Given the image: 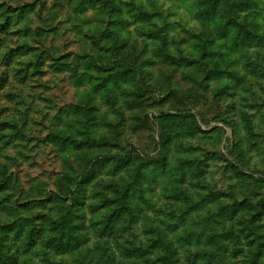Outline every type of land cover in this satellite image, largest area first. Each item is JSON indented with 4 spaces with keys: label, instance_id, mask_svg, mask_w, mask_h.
Instances as JSON below:
<instances>
[{
    "label": "rangeland",
    "instance_id": "rangeland-1",
    "mask_svg": "<svg viewBox=\"0 0 264 264\" xmlns=\"http://www.w3.org/2000/svg\"><path fill=\"white\" fill-rule=\"evenodd\" d=\"M39 1L48 3L44 9V14H47L52 19V28L40 29L42 24L38 18V10L17 14L15 12L17 8H15L13 3L21 2V0H0V28L3 23L7 24L8 22V26L2 28L0 32L1 36L7 37L6 47L9 44H16L15 48H8L12 49V52L16 54L18 52L17 46L20 42L32 41L28 45L29 47L23 46L22 49L23 57H28L26 62L28 67L24 66V70H17L14 67V62L10 66L0 64V180L5 176H9V180L5 184L0 185V223L9 210L11 219L43 214L55 204L49 202L50 198H47L46 194H55L59 190L61 182L73 180L81 173L84 159H79L78 157L72 170H69L66 166L67 154H61V149L65 147L68 153H72L73 144L69 143L65 146L62 139L57 140L54 135L55 128L53 127H49L48 137L43 136V128L39 125L44 123L58 125L63 119L67 118L68 113L77 111L79 101L76 96L68 93L71 92L76 84L84 80L81 70L83 69L85 72L89 70L85 61H83L90 58L86 52L91 53V50L96 49L91 43H88L89 40L86 34L90 27H95L97 31L102 30L101 26L95 24L97 19L103 18V23L112 22L111 18L105 13L97 15L96 11L91 8H86L82 11L83 13L78 16L79 21L76 18L79 11L74 9L77 0ZM238 1L233 0L234 3ZM9 2H13L12 6L8 5ZM94 3L95 0H90V4ZM88 17L92 19L94 17L93 22L89 26L79 28L84 18ZM8 18L10 22L7 21ZM169 23L172 24L170 30L173 31L174 35L172 37L174 49H180L181 46H190L189 41H191L192 46L196 45L197 40L188 39V34L182 31L176 23ZM54 27L55 29H53ZM125 28L127 29V26ZM196 30L193 29L194 32ZM29 34H31V37L27 39ZM109 34L113 37V33ZM137 39L139 41L136 44V53H140L139 66H141L142 61L145 66L143 71L147 75L160 73L163 76L165 73L172 74L179 69L177 78L184 75H190L195 80L203 78L202 67L199 63L198 67H196L197 63H189L188 56H185L180 63L178 61L165 63L154 54L157 46L154 41L151 40L153 42L151 46H145L148 38L144 39V42H142L140 37H137ZM50 45L56 48V51L52 54H48L45 51ZM132 45L134 46V43ZM77 54H80V56H77ZM256 66V68L261 69H256L255 72L263 69V65L258 60ZM45 67H47L48 72L54 79L59 80L61 75L64 77L57 88L53 89L56 95L51 97L48 107L49 111L58 112L60 119L46 117L44 121L37 122L33 112L27 111L33 108V105H28L21 97L24 91L28 89V85L33 82V74L42 71ZM98 69L91 67V72L100 74L103 77L100 69L99 73L97 72ZM252 70L249 69L248 72L253 74L251 80H261V78L254 76L255 72L253 73ZM192 72L198 76H193ZM247 76L249 77V75ZM129 80L133 79L130 78ZM114 83L117 82L110 83L111 86L118 88L125 81L116 87ZM204 83L207 85V91L194 89V91L200 92V99L197 103L189 102L186 106L188 113L190 112L195 116L201 126V130L194 131L196 134L193 136L184 135L181 139H178L174 144L173 151L181 143L201 145L199 158L204 159L205 163L189 165L188 168L183 170L175 169L174 175L171 167L169 174L165 175L160 174L162 169L157 164H146L143 167L144 175L142 180L145 199L139 196L135 198L138 204H141L140 206L143 210L137 214L133 227L124 233L127 240L152 242L156 236L154 233L147 231L148 226L161 225L164 227L163 221L170 222L173 226L176 220L179 227L192 231V234L202 228L211 229L214 225L217 227L220 225L218 218L217 223L214 218H207V208L216 206L218 201H220L228 211L233 210L234 205L237 206L239 203V206L242 204L241 198L244 201L249 196L257 197L264 193V97L256 96L255 94L248 98L240 97L239 94L231 97L227 95V90L224 89V86L221 88L222 84L218 80H209ZM261 87L264 90V85ZM221 90L223 95H217ZM148 91L149 98L155 103V98L160 95L161 90L149 89ZM45 94L47 95V93ZM45 94L40 93L39 95L43 97ZM106 94L107 90H104L97 95L104 97ZM233 101H235L238 109L250 114L252 128L258 129V135L253 136L252 131H249L243 125L244 118L242 114H235L231 108L230 104ZM70 102L71 106H69ZM132 102L142 107L143 103L147 101L141 102L140 98L137 97L133 98ZM18 104H24L26 108V112L21 114L23 126L19 124V121H16L19 113ZM61 105L64 106L62 110ZM97 106L99 109V101H97ZM141 107L129 111L127 122L118 131H126L132 128L136 121L131 116L135 112L140 111ZM98 114L99 111L96 114L89 113V115L94 116ZM151 115L152 118L137 133L138 141L134 146V152L138 155L134 156L133 163H140L136 159L137 156L145 162L158 159L156 155L159 149L155 148L156 141L148 138L150 133L147 129L150 127L153 128L151 133L153 137L159 133V127L155 123L156 114L152 113ZM102 122V120H94V123L97 124ZM233 122H237L239 127L235 128ZM108 139L110 141L115 139V135H109ZM253 140L256 142V148L249 156L260 164L259 168L256 167V164L246 165L241 156V152ZM118 142L123 143V141ZM87 146H92V149H88ZM87 146L80 149V153L84 154L87 151H94V149L99 148L112 149L111 147H96L92 144ZM127 148L132 149L133 146H128ZM172 158L174 159V157ZM171 163L172 161L170 160V165ZM114 168L115 166L112 162L97 164L93 174L95 178L92 179L85 189H81V193H85L91 199L96 194L108 193L109 190H103L100 187V181L108 180L110 182L113 177L121 176L120 172L113 173L112 170ZM132 168H134L133 164H131V169H127L128 171L122 170L123 174L129 172ZM242 168L249 172L248 176L236 175ZM198 171H204L208 174L199 179L200 184L206 185V192L197 191L190 193L191 197H193L192 200L184 199L183 202H176L174 206H170L166 202L161 203L165 191L169 193L172 190V187L168 184L172 183L173 179L180 178L183 175L185 183L182 186L189 188ZM209 177L212 178L211 183H208ZM15 179L17 180L16 182L14 181ZM230 180L235 181V183L229 184ZM137 188L139 191L140 187L137 186ZM155 188H158L159 191H152ZM219 193H230V195H219ZM210 196L215 197L217 200L210 202ZM201 199L203 202H200ZM147 200L149 204L145 203ZM213 203L215 204L213 205ZM207 204L209 206L206 207ZM157 205H159V208H157ZM5 207H8V210H5ZM184 207L188 212L180 215ZM150 209L153 210L151 216L148 215ZM168 212H171V214L168 215ZM147 216L153 217L152 220L150 221ZM123 218L122 220L124 221ZM238 229L240 230L241 226ZM92 238L97 239V235L94 236L93 234ZM82 257L83 254L80 249H76V251L66 253L62 260L69 264H79V260L83 259ZM151 257L154 258V255L152 254Z\"/></svg>",
    "mask_w": 264,
    "mask_h": 264
},
{
    "label": "trees",
    "instance_id": "trees-1",
    "mask_svg": "<svg viewBox=\"0 0 264 264\" xmlns=\"http://www.w3.org/2000/svg\"><path fill=\"white\" fill-rule=\"evenodd\" d=\"M12 3L9 2L8 5L12 6ZM198 3L199 0H193V7ZM247 3H254V0H239L237 3H234L233 0H206L201 11L211 12V16L207 20L201 19L200 24L206 28L209 24H215L216 27L214 32L197 39L194 46L188 40L191 47L187 45L181 46L180 49H174L172 40L174 35L173 31L170 30L172 24L166 22L162 29L156 30L159 17H157L156 21H152L146 15H142L140 17V26L137 28V37L142 38V42L148 38L145 46H151L152 41H154L157 44L154 54L161 58L163 62L175 63L178 61L176 59L178 55L182 56L181 60L178 61L179 63L185 56L200 60L199 65L202 67L204 82L218 80L224 86V89L227 90V95L232 97L238 95L241 89L247 90L253 81H264V55L257 54L251 65L237 63L231 68H229L226 60L227 57L246 50L244 47L241 49L233 48L237 31L235 27L236 21L242 19L246 12H264V4L259 9L237 7V5L243 6ZM47 4L39 0H21V2L13 3L15 8H17L15 10L17 14L38 10V18L42 24L40 29L53 27L52 19L47 14H44ZM86 8L96 11L97 15L105 13L111 18V27L102 30L107 33H113V39L120 33L119 31L127 30L125 27L129 21L122 19V15L126 14V0H95L94 4H90V0H77L74 6V9L79 11V14L76 15L77 19ZM229 19L233 20V26L231 27L225 24V21ZM93 20L94 17L93 19L91 17L84 18L79 28L89 26ZM7 21L10 22V19L8 18ZM7 24L3 23L0 32L2 28L8 26ZM144 29H150V31H144ZM102 30L97 31L95 27H90L86 34L89 40L88 43H91L96 48L91 50V53L86 52L90 56V58H87L88 60H83L86 63V67L89 68L93 65L96 69H100V66L107 67L115 61L117 67L114 72L116 73L111 74L113 76L111 83L117 82L114 83L115 87L119 86L123 81L127 82L130 78H137L139 73L143 71L141 66H139L140 59L134 58L137 50L136 44H138L139 39L136 38L133 41L134 46L132 45L123 52H118L115 44L112 45L111 52H102V46L95 43ZM222 32L227 33V36L223 37L224 42L222 44L213 43V41L218 42L222 39ZM90 34L91 37L89 39ZM30 35H28L27 39H30ZM242 38L245 41V45L264 44V40L256 39L255 29H253L252 37L242 36ZM6 40V36L0 35V50L6 47ZM108 43V38L105 37L103 47H107ZM28 45L27 40L20 42L17 46L18 52L16 54L12 52V49H8L7 52H0V64L10 66L14 62V67L17 70H24V66L28 67V65L21 59L23 57L22 49L23 46ZM45 51L48 54H52L56 51V48L50 45ZM77 56H80V54H77ZM166 57L172 58L166 60ZM257 60L263 65V69L259 72H255L256 69H261L256 68ZM196 67H198V63ZM125 69H132V71L128 76L118 75ZM224 69L228 70L229 75L217 74ZM249 69H253V73L255 72L254 76L261 78V80H251L253 74L248 73ZM192 74L193 76H198L193 72ZM209 75L211 76L210 79H208ZM225 80H228L227 84H224ZM112 88L113 86L109 84L105 90L108 91V89ZM230 105L235 114H242L244 118L243 125L249 131H252L250 114L238 109L235 101L231 102ZM189 115L192 117L191 119L181 121L188 126L181 131L201 130V126L195 116L190 112ZM155 123L160 131V124L163 122L156 117ZM233 126L237 128V122H233ZM165 135H168V132H165ZM183 136V134L180 135L179 139ZM177 140L174 138L172 144L168 146L170 154L174 152L173 147H175L174 144ZM87 147L92 149V146ZM155 148L159 149L156 155L159 158L165 150L157 142ZM84 154L89 158L84 159L83 169L79 176L73 180L61 182L59 190L55 194H46V197L50 198L49 202L55 203L53 207L41 215L16 217L14 219L10 217V210L7 211V215L4 216L0 223V264H37L39 258L40 264H69L62 259L59 261L55 260V256L60 255L63 257L65 253L76 251L77 248H69L68 245H75L77 240L82 242L90 241L93 239V234L94 236L97 235L98 240L95 239V244L92 248L86 249L84 244H82L81 248H78L83 254V259L79 260V264H146L148 262V264H264V193L257 197L249 196L245 198L241 205L238 206L239 203L237 206L234 205L233 210L228 211L220 201H218L219 205L214 206L215 208L212 206V208H207V218H214L216 223L218 218L220 225L217 227L214 225L211 229L202 228L192 234V231L179 227L176 220L173 226L170 222L163 221L164 227L161 225L148 226L147 231L154 233L156 236L152 242L127 240L124 233L133 227L137 214L143 210L140 206L141 204H138L135 198L141 197L137 186L140 187L143 184L144 168L139 169L141 178L136 182V186L133 187L132 191L128 192L127 196L123 194L125 192L124 185L119 182L122 176L113 177L110 182L108 180L100 181V185L111 183L113 187L111 189L102 187L103 190H109V192L102 195L96 194L94 198H90L93 201L91 204H89V198L86 194L81 193V189H85L91 183L97 164L112 162L116 167V165L127 159L129 155L133 160L134 156L138 154L130 148L117 150L115 153L116 158L112 159L111 162H107L105 157L113 155V149L99 148L94 149V151H87ZM93 160L96 162L93 163ZM132 164L134 165L132 169H135L139 163H133L132 161ZM127 169H131V164L122 170ZM180 178L173 179L172 183L168 184L172 187L169 194L175 193L179 197L177 200L167 201L166 203L170 206H174L176 202H183L184 199H193L187 186L174 182L179 181ZM8 180L9 176H5L0 180V185L5 184ZM14 181L16 182L17 180L15 179ZM21 191L23 192L22 189ZM210 197V202L217 200L215 197ZM143 198L145 199L144 194ZM200 202H203L202 199ZM145 203L149 204V201L147 200ZM99 205H104V208L102 211L96 212L93 219L99 216L103 223L98 228H89L86 224L87 214L85 211L86 209L98 208ZM5 210H8V207H5ZM187 212L188 210L184 207L180 215L187 214ZM167 214L170 215L171 212ZM80 215H82L81 218L77 220L76 217ZM147 217L150 221L153 218ZM105 226L107 227L106 232L103 231ZM239 226H241L240 230L238 229ZM79 228L82 230L78 231ZM121 237H124V240H120ZM46 241L49 242L50 246L46 247ZM37 247L41 249L39 252L36 251ZM85 250L91 254V258L84 255ZM26 254H29L28 259L24 258ZM152 254L154 258L151 257Z\"/></svg>",
    "mask_w": 264,
    "mask_h": 264
},
{
    "label": "clouds",
    "instance_id": "clouds-1",
    "mask_svg": "<svg viewBox=\"0 0 264 264\" xmlns=\"http://www.w3.org/2000/svg\"><path fill=\"white\" fill-rule=\"evenodd\" d=\"M206 0H199V3L193 7V0H126L125 13L122 15V19L129 21L127 25V30L122 31L117 34L116 38L113 39L109 33L101 31L99 38L95 43L102 46V52H111L112 45L115 44L116 50L118 52H123L126 49L132 46L133 41L137 38V28L140 26V17L146 15L152 21H156L159 17V23L156 25V30L162 29L166 22L176 23L182 31H185L188 34V39L197 40L203 38L205 35L214 32L216 27L215 24H209L207 28L204 25L200 24V20H207L211 16V12L201 11L204 8ZM264 4V0H254V3H247L243 6L237 5V7H243L245 9L261 8V5ZM135 22H131V21ZM96 25L103 28H110L111 22L103 23V18L97 19ZM225 24L229 27L233 26V20L229 19L225 21ZM236 38L233 43V48L241 49L244 47L246 50L240 52L239 54H233L230 57H227V63L229 68L234 67L235 64H245L251 65L255 56L264 55V44H248L245 45V41L242 36L252 37L253 29L256 30V39L264 40V12H246L244 17L240 20H237L235 23ZM193 29H197L195 32ZM246 29V30H245ZM87 31V28H86ZM144 31H150V29H144ZM227 33L222 32L220 41H213V43H223V37H226ZM91 34L89 35V39ZM105 37H108V46L103 47L105 44ZM121 41V42H118ZM126 41V42H123ZM29 44L32 43L31 40L28 41ZM16 44H9L0 52H7L8 48H15ZM69 50H71L69 48ZM140 53L137 52L135 59H139ZM182 56H176L178 61L181 60ZM172 57H166L171 59ZM25 62H27L28 57H21ZM166 62V61H164ZM189 63H200V60L189 58ZM90 66L89 70L85 72L81 70V74L84 77V80L76 84L69 95L76 96L79 101V106L75 113H68L67 118L63 119L62 122L58 125H49L47 123L40 124L39 126L43 128V136H49V127L55 128V138L57 140L63 141V144L66 146L69 143L73 144V152L68 153L66 147L61 149V154H67V167L69 170H72L73 165L75 164L77 158L86 159L89 158L86 154L80 153V149L86 147L88 144H92L96 147H111L113 149V155L105 157L107 162H111L112 159H115V153L117 150L127 148L128 146L136 145L138 141L137 133L144 128V125L152 118V113L156 114V117L162 121L160 124V131L156 136H152L153 128H148L150 133L149 139H154L157 143L160 144V147L165 151L163 154L156 159L155 161H142L140 157L137 156L136 159L140 163L136 166L135 169L130 170L126 175L123 174L122 169L128 167L132 164V157L129 155L127 159L123 160L122 163L116 165L112 170L113 173L120 172L122 179L119 181L124 185L125 192L123 193L127 196L128 192L132 191L133 187L136 186V182L141 178V173L139 169L146 166V164L155 163L158 165L162 172L160 174H169L170 167L173 169V175L175 169H186L189 165L194 164H203L205 160L199 158V153L201 151V145L198 144H178L175 148L174 153L170 154L168 146L172 144L173 139H179L180 135L193 136L196 133L194 131L182 132L181 130L186 129L188 126L181 121L189 120L192 117L189 115L186 106L189 102L195 104L200 99V92L194 91V89H202L207 91V85L204 83L203 78L200 80L192 79L190 75H184L177 78V69L176 72L172 74L165 73L163 76L161 74L147 75L144 71H141L137 78L133 80H128L127 82L121 84L118 88L108 89L107 94L104 97H100L97 94L101 91H104L107 86L111 83L114 74V69L117 67L115 61L109 64L107 67L100 66V73L103 74V79L101 75L91 72ZM145 66L141 61V68ZM132 69H125L123 72L119 73L120 76H128L131 73ZM218 75H229L227 69L221 70L217 73ZM33 82L28 85V89L24 91L21 99L25 100L28 105H33V108L28 109L27 111H32L35 115L37 122L44 121L46 117H55L60 119L58 112H51L48 110L49 101L53 95L56 93L53 92V89L63 81V75L60 76L59 80H56L48 72L47 67L42 71L36 72L33 74ZM211 76L209 75L208 79ZM86 81V83H85ZM228 80L224 81V84H227ZM141 84L143 85L141 87ZM46 85V87H45ZM262 85L264 81H253L247 90H242L239 93L240 97L248 98L252 94L256 96L264 97V90H262ZM223 88V85L221 86ZM149 89H159L160 95L157 96L156 102L153 103L152 99L149 98ZM40 93H47L41 97ZM217 95H223V91L217 93ZM140 98L141 102L147 101L141 105L133 103V98ZM97 101L100 102V107L98 109ZM71 106V102L69 104ZM61 105V110L63 109ZM141 107V110L135 112L131 118L136 121L133 124L132 128L127 129L126 131H118L128 119V114L131 109ZM19 113L16 117V121H19L20 125L23 126V120L21 114L26 112L24 104H18ZM98 115H89L96 114ZM94 120H102L100 124L94 123ZM171 129V131H169ZM165 132H168V135H165ZM115 135V139L109 140V135ZM247 134V133H246ZM259 131L256 128L252 129V135H258ZM163 137V139H161ZM118 141H123L119 143ZM256 148L255 140L252 141L250 145H247L245 149L241 152V156L246 165L256 164V167L259 168L260 164L257 163L254 159H251L249 154L253 152ZM51 151V149H49ZM190 154V155H189ZM174 156V159L172 158ZM59 158V157H57ZM170 160L172 161L170 165ZM96 161L93 160V163ZM208 174L204 171H198L195 174L191 187H189L190 193H195L197 191L206 192V185L200 184L199 179L205 177ZM237 176H248L249 172L242 168L239 172L236 173ZM95 177L93 176V179ZM211 177L208 178V183H211ZM176 183L184 184L185 180L183 175L179 181H174ZM235 181H229V184H234ZM100 187L111 189L113 184L106 183L100 185ZM139 191L141 193V198H143L144 188L140 186ZM154 192H158L159 189H152ZM219 195H230V193H219ZM179 197L177 194H169L167 191L163 194L161 203H165L170 200H177ZM89 204L93 201L89 198ZM243 198H241V203H243ZM104 205H99L98 208L86 209L87 220L86 224L89 228H98L100 224L103 223V220L99 217L93 219V216L96 212L102 211ZM159 208V205H157ZM85 214V213H84ZM82 214V215H84ZM153 210H149L148 215L151 216ZM77 216L76 219L79 220L81 216ZM82 229L79 228L78 231ZM103 231H107V227L103 228ZM62 238V236H61ZM71 239V238H70ZM124 238L121 237L120 240ZM82 244L85 245V248H92L95 244V238L90 241L82 242L77 240L75 245L69 244V248H81ZM50 246L49 242L46 241V247ZM41 249L37 247L36 251ZM66 255V253H65ZM84 255L88 258H91V254L85 250ZM29 254L25 255V259H28ZM60 255L55 256V260L59 261L62 259ZM37 264H40V258L37 260Z\"/></svg>",
    "mask_w": 264,
    "mask_h": 264
}]
</instances>
